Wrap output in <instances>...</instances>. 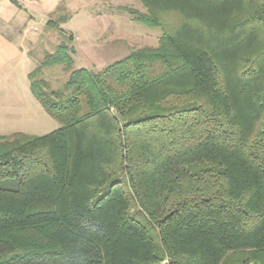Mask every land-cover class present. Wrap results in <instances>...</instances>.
<instances>
[{
	"label": "trees",
	"instance_id": "1",
	"mask_svg": "<svg viewBox=\"0 0 264 264\" xmlns=\"http://www.w3.org/2000/svg\"><path fill=\"white\" fill-rule=\"evenodd\" d=\"M141 1L159 44L99 71L47 21L61 126L0 135V264H264V0Z\"/></svg>",
	"mask_w": 264,
	"mask_h": 264
},
{
	"label": "rangeland",
	"instance_id": "2",
	"mask_svg": "<svg viewBox=\"0 0 264 264\" xmlns=\"http://www.w3.org/2000/svg\"><path fill=\"white\" fill-rule=\"evenodd\" d=\"M37 8L32 0H18L23 16L31 18V26L25 30L29 43V57L33 64L27 69H36L45 59L48 52H54L57 46L65 41L60 30L47 26L48 20L60 22V27L72 31L75 35L74 68L86 67L99 71L118 59L129 55L134 49L145 46H157L162 36L158 27H149L136 20L122 6L146 11L141 0H41ZM65 19V20H62ZM62 21V22H61ZM13 37H19L21 21H13ZM157 66L151 69L152 74L160 72ZM47 82V90L64 88L69 72L64 65L44 66L39 75ZM14 77H23V69L16 70ZM0 88V94L3 95ZM8 93V92H7ZM12 115L0 121V133L10 135L24 132L31 135H44L61 126L36 100L32 101L30 110L20 106L18 96L12 89ZM16 93V92H15ZM7 97H9L6 94ZM18 101V102H17ZM36 104V105H35Z\"/></svg>",
	"mask_w": 264,
	"mask_h": 264
},
{
	"label": "crops",
	"instance_id": "3",
	"mask_svg": "<svg viewBox=\"0 0 264 264\" xmlns=\"http://www.w3.org/2000/svg\"><path fill=\"white\" fill-rule=\"evenodd\" d=\"M32 3L40 8L42 1L32 0ZM15 20L21 21L24 27L17 30L19 37H13L11 34V26ZM31 20L28 16H23L21 9L11 0H0V88L3 90V95L0 94V121L10 117L9 114L12 115L13 100L10 99L11 94H13L12 89H14V94L18 96L19 102H17L26 111L30 110L32 101L36 103L28 77L33 69L26 68L27 65L33 64L26 47L29 40L25 34V30L32 25H29ZM19 69H23V77L17 80L14 77V72ZM37 101L39 102V100ZM39 104L42 106L40 102ZM0 135L6 134L0 133Z\"/></svg>",
	"mask_w": 264,
	"mask_h": 264
}]
</instances>
